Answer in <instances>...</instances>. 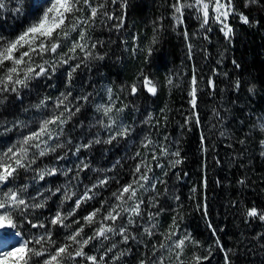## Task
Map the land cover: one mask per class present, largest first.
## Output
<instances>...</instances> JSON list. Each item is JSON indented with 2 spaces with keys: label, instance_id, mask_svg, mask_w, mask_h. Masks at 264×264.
I'll use <instances>...</instances> for the list:
<instances>
[{
  "label": "snow or ice",
  "instance_id": "obj_1",
  "mask_svg": "<svg viewBox=\"0 0 264 264\" xmlns=\"http://www.w3.org/2000/svg\"><path fill=\"white\" fill-rule=\"evenodd\" d=\"M118 2L121 9L126 8L127 0H41L37 13L27 17L18 32H0V105H5L10 98L22 103L26 92L39 88V81L51 80L60 67L67 66L64 91L55 98L38 96L36 103L23 109L25 112L34 109L38 116L32 120L19 116L0 120V135L16 132L15 141L0 149V264H121L122 258L132 250L130 241L140 242L145 236L148 242L144 244L146 251L141 254L139 264H205L212 255L211 247L206 248L191 232L181 228L184 217L180 203L171 209L174 213L171 223L163 231H158L162 228L159 217L168 209L161 202L162 194L157 187L166 181L159 179L154 169H164L163 158H175L169 159V167L179 165L182 158L179 149L173 151L167 143L154 141L151 133L143 134L144 129L140 125L158 126V122L157 125L152 123L153 114L148 113L139 123L135 120L127 122L125 112L134 105L124 103L112 87L105 90V97L99 102L93 100L95 94L91 92L73 95L72 82L78 70L90 68L91 61L103 60L106 55L99 52L103 42L93 40L91 36L97 23L118 20L111 27L116 30L124 27L123 14L116 17L108 11L109 4ZM258 2L245 0V7ZM19 3L22 5L23 0ZM169 6L174 29L185 22L188 12L200 21L198 32L212 31L210 22L215 21L221 25L220 31L229 42L234 31L228 22L231 16L238 15L243 24L252 23L246 14L237 11L235 0H171ZM3 7L4 0H0V8ZM15 13L23 15V7H17ZM154 24L159 25V21ZM158 31L159 27H154L151 43L143 49L137 45V37H133V56L138 51H145L147 63L152 55V45L157 43ZM184 38L188 42L191 59L192 44L187 31ZM204 39H208L207 35ZM233 63L239 67L235 61ZM166 82L174 86L171 77ZM207 83L215 87L211 77ZM199 84L200 78L194 68L188 94L193 114L197 115V125L200 123L197 105ZM158 87V83L141 69L132 83L121 86V92L136 97L144 90L155 96ZM234 87L239 89L241 82L237 80ZM89 104L93 105L96 113L89 123V132L92 129L97 131L91 138L82 136L77 142L71 136V131L76 128L73 120ZM164 111L161 109V113ZM187 122L188 117L185 119ZM69 124H72L71 130L67 127ZM79 124L83 127L82 121ZM260 130L264 132V124L260 125ZM137 140L139 148L128 157L136 162L129 172L130 178L123 182L107 175L121 161L117 160L110 168H92L91 162L81 156L82 152H88L96 145L115 147L121 142L127 144ZM201 141L203 144V136ZM260 144L264 149V139ZM69 156L75 157L72 165L62 164ZM261 156H264V151H261ZM48 157L52 161L40 167L38 161ZM86 170L96 172L97 176L80 192L76 189L82 182L81 173ZM163 174L166 176L167 172ZM58 176L65 177L66 182L52 187L54 182L46 181L48 177ZM41 181H46L48 186L40 185ZM113 182L117 187L98 201L99 207L84 208L108 192ZM239 183L244 184V180ZM37 185L39 187H35ZM57 196L58 203L52 200ZM174 200L179 202L180 198L176 196ZM49 201L56 204L54 211L49 207ZM203 213L207 220L206 205ZM244 214L249 219L257 218L264 222V209L252 206L246 208ZM207 226L216 236L213 225L208 223ZM156 236L159 238L152 242ZM259 238L264 239V235ZM121 245L127 247L122 248ZM215 245L225 252V264H231L228 255L231 250H225L219 238ZM189 246L193 249L191 253L188 252Z\"/></svg>",
  "mask_w": 264,
  "mask_h": 264
},
{
  "label": "trees",
  "instance_id": "obj_2",
  "mask_svg": "<svg viewBox=\"0 0 264 264\" xmlns=\"http://www.w3.org/2000/svg\"><path fill=\"white\" fill-rule=\"evenodd\" d=\"M170 3L171 0H127L126 8L120 12L124 16V27L119 30L111 27L118 20H107L105 27L98 24L91 36L93 40L103 42L99 52L106 55L103 60L91 61L90 68L78 70L72 82L73 95H81L80 90L96 95L103 84H108L124 103L134 105L125 112L127 122L136 121L135 112H138L139 118L152 113V123L157 125L158 122V126L148 125L147 133H151L154 141L167 143L171 150H180L182 162L179 165L169 167V159L175 158H163L164 169H154L157 177L166 181V184H158L157 187L162 194L161 202L168 209L159 217L162 228L158 231H163L171 223L174 215L171 209L180 203L184 217L181 228L191 232L206 248L211 247L212 255L205 264H225V252L215 245L217 238L225 250H231L228 252L231 264H264V239L259 238L264 235V222L257 218L249 219L244 214L245 209L252 206L264 209V156H261L264 149L260 144L264 139V132L260 130V125L264 124V0L248 7H245V0H235L237 11L246 14L252 23L243 24L238 15L231 16L228 22L234 31L230 42L220 31L221 25L215 21L210 22L212 31L198 32L200 21L188 12L185 22L174 29ZM21 6L24 14L17 15L15 9ZM40 7L36 0H23L22 5L14 0H4V7L0 8V32H18L27 17L34 16ZM108 9L114 16L117 15L116 4H109ZM155 21H159V25L154 24ZM154 27H159L157 43L152 45V55L146 63L145 51H138L133 56V37H137L140 48H146L151 43ZM185 31L190 34L191 59ZM194 32L199 35H193ZM233 61L239 64L238 68ZM194 68L200 78L197 94L199 125L188 94ZM141 69L158 83L157 94L153 96L141 90L138 96L130 97L121 92V86L132 83ZM66 71L67 66H62L51 80L39 81V88L26 92L22 103L10 98L5 105H0V120H12L16 116L32 120L39 115L34 109L28 112L23 109L36 103L38 96L48 95L51 90L64 91ZM176 71L183 77L180 78ZM168 77L173 79L174 86L167 85ZM209 77L215 83L214 88L207 83ZM237 80L241 82L239 89L234 87ZM250 88L252 91H249ZM161 109L165 111L161 113ZM93 110L92 104L86 105L82 113L74 118L76 128L71 131V136L77 141ZM79 121L83 122V127ZM67 127L71 130L72 124ZM15 134L14 131L0 135V147L14 142ZM165 137L168 139L165 140ZM122 146L128 148L127 156L122 158L115 152L111 154L112 146L106 148L110 150L109 161H121L112 174L123 182L130 178L133 166V161L127 158L137 151L139 145L133 143L131 147H126L127 144L122 142ZM95 154L96 147H93L88 152H82L81 156L93 158ZM50 161L51 157L42 158L38 164L44 167ZM63 178L48 177L46 180L54 182L51 186L56 187L63 184ZM241 180L244 184L239 183ZM115 187L117 185L113 182L108 192L84 208L99 207L98 201L110 195ZM194 188L195 192L192 191ZM176 196L180 198L179 202L174 200ZM52 200H58V196ZM53 204L49 201L52 210ZM205 205L207 220L203 213ZM81 211L82 215L85 214L83 209ZM208 223L216 229V236L212 235ZM158 238L153 237L152 242ZM145 242H148L147 236L139 244L130 241L132 250L122 258L121 264H139L141 254L146 251ZM192 251L189 246L188 252Z\"/></svg>",
  "mask_w": 264,
  "mask_h": 264
},
{
  "label": "rangeland",
  "instance_id": "obj_3",
  "mask_svg": "<svg viewBox=\"0 0 264 264\" xmlns=\"http://www.w3.org/2000/svg\"><path fill=\"white\" fill-rule=\"evenodd\" d=\"M15 2H17V3H19V0H14ZM37 1V3L40 5L41 4V0H36ZM108 8H109V6H108ZM116 9H117V15L115 14V16L116 17H118V16H120V12H121V8H120V3L118 2L117 4H116ZM109 10V9H108ZM107 23V20H105V24ZM98 24L99 25H102V24H100V23H97V27H99L98 26ZM105 24L103 25V27H105ZM75 35V34H74ZM193 35H199L197 32H194L193 33ZM188 48V47H187ZM65 51H66V49H64ZM189 50V49H188ZM176 74H177V71L175 72ZM180 78H182L183 77V74H177ZM108 87H110L108 84H103L102 85V87L100 88V92L99 93H97L96 95H94V97H93V100L94 101H96V102H99L100 100H101V98H103V97H105V90L108 88ZM65 90V89H64ZM80 92V94H82V93H87V92H85L84 90H80L79 91ZM59 93L60 92H56V91H54V90H51V92L48 94V95H51L53 98H55L56 96H58L59 95ZM74 94V93H73ZM77 96V95H76ZM94 108V107H93ZM35 114H33L32 116H34ZM94 115H96V113H95V111L93 110V113L90 115V117H89V120H88V122H87V125H86V127H85V129H83L82 130V132H81V135L79 136V139H80V137H87V138H91V135L92 134H94L96 131H97V129H92V131H91V133L89 132V123L93 120V117H94ZM135 117H136V122L137 123H139V121H142L146 116L145 115H141V118H139L140 116L138 115V112H135ZM38 116V115H37ZM147 126L148 125H140V127H142L143 129H144V133L143 134H147ZM83 131H85V132H83ZM15 139H16V134H15V136H14V141H15ZM78 139V140H79ZM78 142V141H77ZM137 145H139V140H137L136 142H135ZM10 144L11 143H9V144H6L5 146H1L0 147V149H2V148H6L7 146H10ZM133 144V142H131V141H129L128 143H127V146L126 147H131V145ZM108 145H96V146H94V147H96V154L95 155H92L93 156V158H91L90 156H87V157H83V158H87L90 162H91V165H92V168H110V167H112L113 165H114V163L116 162V159L115 160H110L109 161V156H108V152L110 151V150H107L106 151V147H107ZM113 147V146H112ZM113 149V151L111 152V154L112 153H116L120 158H122V156H124V155H126L127 156V150H128V148H124L123 146H122V142L120 143V144H118L117 146H115V147H113L112 148ZM136 151V150H135ZM141 151H143V150H141ZM75 160V157H70V159L68 160V161H65V162H61L62 164H64V165H66V166H71L72 165V162ZM127 160H128V158H127ZM131 160V159H130ZM133 161V160H132ZM136 161H133V163H132V165H134V163H135ZM71 175V174H70ZM107 175L108 176H113V177H115L113 174H112V172H109V173H107ZM96 176H97V173L96 172H93V171H91V170H86L84 173H81V183L77 186V189L76 190H78V191H80V192H82L83 191V186L84 185H90L91 183H93L94 181H95V178H96ZM46 181H48V180H46ZM46 181H44V182H40V185H44V186H46V185H48L47 183H46ZM49 182V181H48ZM66 182V178L64 177L63 178V180H62V183H65ZM41 183H43V184H41ZM73 183L75 184L76 182L75 181H73ZM35 187H39V185H37V186H35ZM116 188V187H115ZM115 188L113 189V190H115ZM56 202L58 203L59 201L58 200H56ZM71 204V201H69V205ZM55 207H56V204L54 203L53 204V210H55ZM81 215H82V211H81ZM14 237H13V242H14ZM143 240V239H142ZM141 240V241H142ZM135 243H137V244H139V242H135Z\"/></svg>",
  "mask_w": 264,
  "mask_h": 264
}]
</instances>
